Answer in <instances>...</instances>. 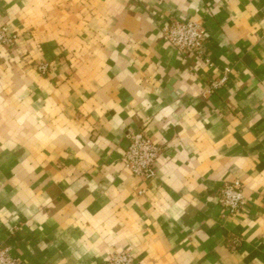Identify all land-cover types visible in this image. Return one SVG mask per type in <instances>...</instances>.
<instances>
[{"label":"crops","instance_id":"1","mask_svg":"<svg viewBox=\"0 0 264 264\" xmlns=\"http://www.w3.org/2000/svg\"><path fill=\"white\" fill-rule=\"evenodd\" d=\"M173 19L202 23L201 53L166 40ZM3 24L0 244L18 264H264V0H0ZM130 131L160 146L149 179L124 166Z\"/></svg>","mask_w":264,"mask_h":264},{"label":"built area","instance_id":"2","mask_svg":"<svg viewBox=\"0 0 264 264\" xmlns=\"http://www.w3.org/2000/svg\"><path fill=\"white\" fill-rule=\"evenodd\" d=\"M166 40L181 52L201 53L205 39V29L196 20L173 19L161 27ZM8 26L0 25V44L10 45L15 41ZM206 61L208 59L206 58ZM47 63H39L37 70L46 72ZM228 71V68H225ZM226 73V72H225ZM226 75L211 83L215 88L222 84ZM128 145L123 153V163L134 175L149 179L155 175V160L160 152V146L142 131H130L127 134ZM218 202L230 213L238 212L244 204L243 185L235 179L226 182L217 196ZM0 264H18V260L11 256L9 247L0 244ZM108 264H135L133 256L128 251H112L108 255Z\"/></svg>","mask_w":264,"mask_h":264}]
</instances>
